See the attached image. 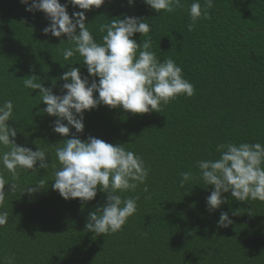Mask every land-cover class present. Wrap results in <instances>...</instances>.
I'll return each instance as SVG.
<instances>
[{"label":"trees","instance_id":"1","mask_svg":"<svg viewBox=\"0 0 264 264\" xmlns=\"http://www.w3.org/2000/svg\"><path fill=\"white\" fill-rule=\"evenodd\" d=\"M193 2L181 0L184 7L157 13L143 0L134 5L106 0L86 12V27L98 42L106 34L98 32L101 24L146 18L148 36L133 38L142 43L150 37V51L182 67L194 94L178 96L161 112L132 114L103 104L86 110L80 139L92 135L124 144L150 169L145 184L121 194L138 197L136 213L122 230L96 235L86 229L87 218L107 202V193L98 191L88 202L64 199L49 181L30 195L23 193L26 187H35L31 184L44 175L51 180L53 169L19 170L17 191L11 193V182L6 184L0 207L8 213L0 226V264L8 258L13 264H264V202L238 201L229 192L223 194L226 202L209 212L206 197L213 186L203 185L196 166L198 160L218 158L221 143L264 145V0H213L207 18L195 22L189 15ZM200 3L203 9L204 0ZM25 7L20 0H0V104L13 102L9 124L17 129L16 142L45 148L51 164L65 137L53 131L56 117L43 112L39 89L26 88L24 80L36 75L60 95L63 73L77 67L87 75V66L79 54L65 60L63 49L74 45L66 36L45 35L50 21ZM74 132L73 127L70 136ZM182 172L192 175L184 188ZM2 174L11 179L6 170ZM221 212L232 221L228 227L217 224Z\"/></svg>","mask_w":264,"mask_h":264},{"label":"clouds","instance_id":"2","mask_svg":"<svg viewBox=\"0 0 264 264\" xmlns=\"http://www.w3.org/2000/svg\"><path fill=\"white\" fill-rule=\"evenodd\" d=\"M20 2L28 12L45 14L50 21L43 28L45 35L67 37L64 40L74 47L63 49L64 59L79 54L83 58L82 63L87 66V75H82L80 68L70 67L60 77L64 81L63 94L60 95L55 94L53 88L38 82L36 75L24 80L26 88L39 89L41 102L46 104L43 112L56 117L53 131L65 137L62 144H56L51 164L48 163L50 153L45 148L39 146L33 150L16 142L17 129L9 124L13 102L6 100L0 104V207L4 204L6 184L11 182V193L17 191L19 170L36 172L51 168V180L44 175L38 183L31 184L35 187L29 185L23 193L38 194L49 181H54L52 189L64 199L80 198L88 202L96 198L98 191L105 192L107 202L89 213L86 229L96 235L116 233L137 211L138 197H123L121 194L135 192L140 184H145L150 169L145 166L142 157L127 150L124 144L114 145L92 135L86 140L80 139L77 134L84 132L85 111L103 104L132 114L161 112L162 105H167L178 96H192L194 85L184 78L182 67L173 59H158L150 51V37L143 39L142 43L133 38L136 33H140L142 38L148 36L151 26L145 22L146 18L125 16L101 24L98 32L106 34L102 36V42H98L86 27V12L93 7L100 8L106 0ZM135 2L128 0L129 5ZM143 2L157 13L162 10L171 13L178 7H184L181 0ZM69 6L81 11L70 13ZM212 7L213 0H204L203 9L200 0H194L189 7L191 20L195 22L202 16L207 18V10ZM192 26L189 25V30ZM73 127L75 132L70 136ZM216 151L218 158L196 161L203 185L213 186L211 194L206 197L208 211L219 209L227 199L223 194L229 192L238 201L251 199L264 202V145L221 143ZM5 170L10 173V180L3 176ZM180 175V186L184 188L192 175L189 172ZM144 191H148L147 187ZM7 220L8 213L0 212V226ZM231 223L228 213L221 212L218 226L228 227ZM3 264H13V260L8 258Z\"/></svg>","mask_w":264,"mask_h":264}]
</instances>
